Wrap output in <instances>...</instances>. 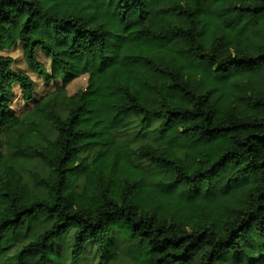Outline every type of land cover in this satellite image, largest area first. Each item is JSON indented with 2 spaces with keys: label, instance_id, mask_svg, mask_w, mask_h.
<instances>
[{
  "label": "trees",
  "instance_id": "1",
  "mask_svg": "<svg viewBox=\"0 0 264 264\" xmlns=\"http://www.w3.org/2000/svg\"><path fill=\"white\" fill-rule=\"evenodd\" d=\"M16 44L62 113L36 101L51 138L0 148V264H264V0H0ZM12 65L0 135L14 87L34 101Z\"/></svg>",
  "mask_w": 264,
  "mask_h": 264
},
{
  "label": "rangeland",
  "instance_id": "2",
  "mask_svg": "<svg viewBox=\"0 0 264 264\" xmlns=\"http://www.w3.org/2000/svg\"><path fill=\"white\" fill-rule=\"evenodd\" d=\"M1 55L8 56L13 60V65H12V70L14 71H19L22 72L26 75L29 76V78L32 80L35 88V93H34V101H32L29 104H24L21 101L20 98V92L17 87H14L13 89V100H12V110L14 111L15 114H22V123L16 127L13 130H10L8 132L2 133L0 135V148L2 150V153L5 155L2 158L1 165H7L10 161H12V156L11 154L9 155L8 150H11L15 145L16 141L15 139L17 138V141L19 140L21 143L25 142H40L44 138L50 139L51 138V133L52 129L49 127L48 124L39 116L37 115L33 110L32 107L36 101L41 100L42 98L47 97V100L52 101V103H55L53 106L54 110L60 111L61 109L59 108V104H57V97L52 96L51 94L54 93V86L55 82H48L44 83L42 79L37 76L32 74L29 69L27 68L25 62L22 59V46L19 44H16L11 50L9 51H2L0 52ZM36 58L38 62H40L46 71H49V61L46 59V57L41 53V52H36ZM87 84V77L86 76H81L74 80L70 85H68L65 89V93L62 94L64 96H72L80 91H83L86 87ZM51 95V96H50ZM45 102V101H44ZM62 113V111H60ZM29 123H34L35 126L38 128L37 132H31L29 131L28 124ZM156 130L153 129L149 133L151 135L153 134ZM93 149H90L86 152H84L81 156L85 160H90ZM15 166L21 171L22 174H25L27 170H32V171H38L42 172L41 167L37 163L33 162H24L22 160L15 161ZM145 168V173L147 180H156V176H153L152 173H154L153 169L151 166H146L144 165ZM35 231H41L43 229L42 224H36L34 225Z\"/></svg>",
  "mask_w": 264,
  "mask_h": 264
}]
</instances>
